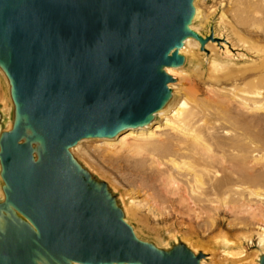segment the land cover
Segmentation results:
<instances>
[{
    "label": "water",
    "instance_id": "water-1",
    "mask_svg": "<svg viewBox=\"0 0 264 264\" xmlns=\"http://www.w3.org/2000/svg\"><path fill=\"white\" fill-rule=\"evenodd\" d=\"M195 0H0V69L14 105L0 132V264H200L140 238L109 185L72 153L148 124L172 97ZM2 113L0 111V119ZM264 264V255L260 259Z\"/></svg>",
    "mask_w": 264,
    "mask_h": 264
},
{
    "label": "rangeland",
    "instance_id": "rangeland-1",
    "mask_svg": "<svg viewBox=\"0 0 264 264\" xmlns=\"http://www.w3.org/2000/svg\"><path fill=\"white\" fill-rule=\"evenodd\" d=\"M196 7L201 13L193 23L203 35L213 31L220 40L212 42L216 48L213 54L211 50L197 48V57L186 56L184 65L189 76L178 79L179 91L181 95L189 93L199 98L215 110L214 101L227 88L239 86L238 92L243 94L264 86V0H196ZM0 107L9 108L10 112L14 108L9 83L1 69ZM240 121L264 150V109L254 110L240 117ZM7 126L4 122L0 127L6 130ZM173 149L170 144V154ZM82 150L81 154L78 150L72 153L109 185L126 220L140 238L163 249L177 243L190 244L191 249L212 256L210 262L214 264H245L243 258H231L228 254L237 255L241 247V252L252 259L261 251L258 240L264 231V220L253 215L250 206H261L263 201L257 194L264 190V158L251 169L252 189L259 190H253L255 197L214 196L207 195L205 189L200 192L187 189L184 193L187 200L182 202L179 194L169 189L159 172L142 156L115 154L94 140L83 142ZM215 204L224 208L216 210ZM229 206L235 208L230 210Z\"/></svg>",
    "mask_w": 264,
    "mask_h": 264
},
{
    "label": "bare ground",
    "instance_id": "bare-ground-1",
    "mask_svg": "<svg viewBox=\"0 0 264 264\" xmlns=\"http://www.w3.org/2000/svg\"><path fill=\"white\" fill-rule=\"evenodd\" d=\"M194 5L196 8L194 19H196L201 12L196 7V0ZM191 27L205 37L199 26L192 23ZM212 42L216 41H208L205 49L211 50L213 54L216 48ZM201 47V41L190 36L180 48V53L185 57H197L196 49H201ZM196 61L199 60L196 59ZM185 67L181 65L166 68V71L176 78V81L169 85L172 89V97L162 109L155 113L151 122L126 129L114 137L84 138L72 147L71 151L74 153L78 150L77 153L81 154L83 153V142L94 140L101 142L104 149L115 154L127 152L131 155L142 156L159 172L169 189L179 194L182 202L187 200L184 194L187 189L196 192L205 189L208 192L207 195L214 196L218 194L224 196L256 194L255 192L259 190L252 189L251 169L264 158V150L259 147L257 139L248 133L240 117L254 110L264 109V86L243 94L238 92L239 86L225 88L223 95L214 101L217 109L212 110L205 106L206 104L199 98L189 93L180 94L181 84H178V79L189 76ZM2 73L4 74L3 71ZM4 76L6 77L5 74ZM208 106L211 107V105ZM8 109L0 107L2 113L0 126L6 122L7 129H11L14 118L13 112ZM1 130L0 127V132ZM170 144L174 145L171 154ZM262 191L260 192L262 194H257L258 198L263 200L261 206L251 207L249 202L251 206L249 204L247 206H250L251 212L253 210V215L260 216L264 220V190ZM3 195L0 185V196L3 197ZM254 199L257 200V198ZM214 206L216 210L223 207L221 204ZM241 206H246V204ZM234 208L235 206L228 207L230 210ZM249 241L252 240L249 239ZM258 241L261 251L256 259L249 258L247 254L242 253V247L237 255L228 254L231 258L239 260L243 258L245 264H260L259 261L264 255V231L261 232ZM193 250L195 253L198 252L197 249L193 248ZM211 258L210 255L202 258L200 264H214L210 262Z\"/></svg>",
    "mask_w": 264,
    "mask_h": 264
}]
</instances>
